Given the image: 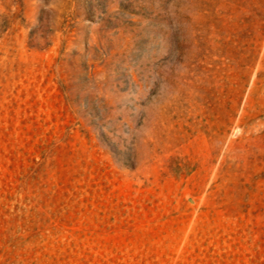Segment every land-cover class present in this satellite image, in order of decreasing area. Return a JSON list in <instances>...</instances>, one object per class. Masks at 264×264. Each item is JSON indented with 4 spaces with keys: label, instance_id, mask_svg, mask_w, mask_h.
<instances>
[{
    "label": "rangeland",
    "instance_id": "obj_1",
    "mask_svg": "<svg viewBox=\"0 0 264 264\" xmlns=\"http://www.w3.org/2000/svg\"><path fill=\"white\" fill-rule=\"evenodd\" d=\"M0 264H264V0H0Z\"/></svg>",
    "mask_w": 264,
    "mask_h": 264
}]
</instances>
